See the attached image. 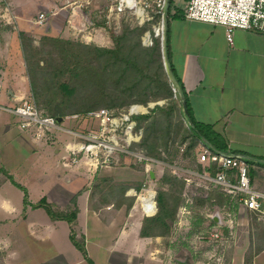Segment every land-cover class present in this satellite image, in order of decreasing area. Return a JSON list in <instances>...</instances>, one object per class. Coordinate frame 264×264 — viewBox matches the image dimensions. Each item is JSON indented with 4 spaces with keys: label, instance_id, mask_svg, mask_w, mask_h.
Here are the masks:
<instances>
[{
    "label": "crops",
    "instance_id": "0c3cea01",
    "mask_svg": "<svg viewBox=\"0 0 264 264\" xmlns=\"http://www.w3.org/2000/svg\"><path fill=\"white\" fill-rule=\"evenodd\" d=\"M7 1L18 23L5 19L7 24H0V104L7 107L20 104L32 89L19 32L38 29L31 21L40 10L49 14V32L104 45L112 41L108 27L122 15H113L110 22L99 15L109 0ZM4 2L0 0V6ZM185 5L186 0L173 2L168 41L171 63L183 81L193 115L225 138L229 152L264 158V32L236 29L230 42L225 26L186 18ZM19 120L12 111L0 108V168L8 172L0 171V264H91L89 259L94 264H164L169 255L173 264H179L171 253L177 252L174 233L186 225L189 235H201L191 233L194 220L188 204L180 206L170 235H142L145 216L154 215L158 207L146 214L141 198L154 196L157 205V183L169 169L186 179L184 197L191 203L196 194H190L188 186L204 185L206 180L199 174L211 165L201 160L202 148L198 167L158 161V170L146 168L151 178V169L158 175L150 180L144 168L134 178L116 170L120 168L110 161L91 166L67 158L64 168L57 158L61 149L47 140L50 130L38 136L36 128H22ZM64 144L70 152L74 143ZM20 168L23 176L17 178ZM8 174L27 188V205L24 190ZM250 178L254 188L264 191V163L250 162ZM42 197L59 210H77L73 223L32 205ZM214 206L204 211L205 217L219 211L221 221L207 227L208 237L190 239L191 245L185 244L188 251L208 254L217 247L222 264H264V220L227 194ZM72 229L87 254L73 242ZM209 231H218L221 240L210 243Z\"/></svg>",
    "mask_w": 264,
    "mask_h": 264
},
{
    "label": "trees",
    "instance_id": "16d2710c",
    "mask_svg": "<svg viewBox=\"0 0 264 264\" xmlns=\"http://www.w3.org/2000/svg\"><path fill=\"white\" fill-rule=\"evenodd\" d=\"M173 2L174 0H172V5ZM170 14L171 11L169 16ZM159 19L160 15L155 14L152 22ZM150 23L148 21L133 28L126 27L119 34L111 31L114 41L112 47L81 42L74 40L73 37L64 38L63 36L45 34L43 37L56 41L61 51L59 56L53 58V68L43 73L35 69V64H38L40 59L36 58L39 49L32 44L26 31L20 30L19 35L29 70L31 87L37 101L48 109L47 114L63 115L65 117L68 114V105H70L69 98L78 94V91L82 90L92 79H98L102 89L107 93H111L110 97L121 99V103L113 101V104H126L130 100L147 104L152 100L167 99L168 103L166 105L157 103L150 112L133 115L136 120V128H143V136L138 144L145 150L146 154L173 162V157L165 158L161 155V148L170 155H177L179 149L171 151L168 145L170 139L175 142L178 140L179 135H181L180 142H185L190 138L189 144L183 152L184 156L192 155L195 157V148L200 142L206 144L204 139H207L214 146V149L211 148L215 151H230L225 138L212 125L200 122L195 118L183 81L176 75L171 63L187 98L188 116L184 117L180 97L175 96L177 92L165 68L160 39L155 38L154 43L149 46L141 44V36L150 28ZM167 49L170 60L168 40ZM91 52H95L93 58L89 56ZM156 54L160 58L159 67L154 66L152 63ZM92 59H96L98 64L94 65ZM58 77L60 78L58 79ZM40 78L44 81L43 85L39 83ZM109 81L114 83L112 90H108ZM80 83L83 84L82 87ZM120 94L126 95L127 98H123ZM103 98L104 96H101L100 99ZM75 104L78 105L76 108L78 111H88L93 109L95 103L93 105L89 104L87 98L81 97L75 101ZM157 112H160L163 116H160ZM175 116H177V119H174ZM188 120H192L194 125L188 124ZM184 121L187 122L186 125ZM248 161L254 163V161ZM218 168L219 166L214 162L211 164L209 171L214 174ZM0 171L7 172L2 167ZM8 176L13 183L24 190V203L27 205L29 203L27 188L16 181L11 174H8ZM185 186L186 179L183 176L169 169L165 170L159 179L157 188L158 210L152 216H145L141 230L142 235H170L177 221L178 210L183 204H188L192 210L194 207L198 208H195L196 211L194 210L195 216L191 233L205 235L207 227L216 224L212 216L205 217L201 207L206 202L211 204H216L217 201L220 202L227 193L221 190L220 187L214 186L209 193L194 195L193 201L188 203L184 197ZM131 200L133 201V198L129 200L128 206L132 204ZM119 201L116 200V203H119ZM32 205L44 207L52 218H65L70 223H73L76 218L77 210H59L46 197H42ZM211 209H214V207H211ZM196 218L200 222L199 225L196 224ZM205 220L208 223L203 226ZM71 238L84 254H87L84 242L76 237L73 229ZM89 260L91 264H94L91 259Z\"/></svg>",
    "mask_w": 264,
    "mask_h": 264
},
{
    "label": "built area",
    "instance_id": "2783aa9c",
    "mask_svg": "<svg viewBox=\"0 0 264 264\" xmlns=\"http://www.w3.org/2000/svg\"><path fill=\"white\" fill-rule=\"evenodd\" d=\"M4 1L5 11L3 16L9 23L17 25V18L12 6L7 0ZM109 2L106 9L102 7L98 10L99 15L104 16L107 22H110L115 14L131 13L140 24H143L153 19L155 14H159V24L154 26V34L151 30H147L143 35V42L146 45H152L154 37H160L162 42L166 0H109ZM87 3L90 2L87 1ZM183 15L190 20H201L225 26L230 42H233L236 29H253L264 32V0H186ZM48 19L49 14L45 10H40L31 22L36 26H42L47 23ZM139 105L144 106L140 103H134L129 110L120 114H116L107 107L90 110L87 115L99 122L98 132L85 135L72 131L84 136L88 142L74 143L70 149L68 160L72 162L79 161L80 152L85 151L90 156L87 162L91 166H97L101 162L99 158L100 151L104 153L103 161H109L115 151H130L128 145L138 142L142 138V130H136V120L133 118L134 114L143 111ZM0 108L8 109L18 115L22 128H36L38 136L53 128H63L56 120V116L45 114L40 109L32 89L22 98L20 104L14 107L0 104ZM132 152L142 155L141 150ZM150 159L152 158L150 157ZM201 160L206 161L207 164L215 162L219 166L214 174L208 169L207 172L199 174L201 177L211 181L214 186L220 187L231 197L237 198L239 202L264 220V191L253 187L248 160L242 157L225 155L213 150L206 144L202 148ZM141 206L146 214H153L157 210L154 196H143ZM183 210L184 212H190L186 207ZM209 235L215 241L221 240L218 231H209ZM199 237L208 236L205 234ZM218 259L219 264H222L220 257Z\"/></svg>",
    "mask_w": 264,
    "mask_h": 264
},
{
    "label": "rangeland",
    "instance_id": "374dc122",
    "mask_svg": "<svg viewBox=\"0 0 264 264\" xmlns=\"http://www.w3.org/2000/svg\"><path fill=\"white\" fill-rule=\"evenodd\" d=\"M175 2H183V0H174ZM5 6V2L3 5L0 6V24H7V22L5 21V18L3 16V12L5 10H3ZM150 21V28L147 30H151L152 34H154V26L159 24V20L158 21H154L152 22ZM147 21V22H148ZM6 22V23H5ZM145 22V23H147ZM144 24V23H143ZM140 24L137 20V18L131 14V13H124L121 16H118L116 19H114V21L111 23V27H108L111 31H113L116 34L122 33L123 30L126 27H135V26H140L143 25ZM33 28H38L35 32L29 30L28 31V35L31 38V42L32 44L37 47L39 49V53L36 55V58H40L38 64H35L36 67L35 69L38 70L40 73H43L44 71H48L51 70L53 68V64H54V57L59 56L61 48L59 46V44L50 39V38H44L43 36H45V34L49 35V36H63L60 33H54V32H49L46 29V24L42 25V26H36L34 25ZM146 30V31H147ZM145 31V32H146ZM144 32V33H145ZM141 36V40H142V45L143 46H149L144 44L143 42V35ZM64 38H66L65 36H63ZM72 38V37H71ZM155 38H159L160 37H154ZM74 40H78L81 42H86L89 44H97L100 46H109L112 47L114 46V41L112 39L110 45H104L101 43H95L93 41H89V39H85L82 37H76ZM160 43H161V39H160ZM162 46V44H161ZM37 49V50H38ZM138 49V48H136ZM90 57H94L95 56V52H91ZM93 60V64L97 65L98 61L96 59H92ZM159 62H160V58L159 55L156 54L155 55V60L152 62L154 64V66L159 67ZM29 71V70H28ZM60 77H58L59 79ZM40 85H43L44 81L42 78H40ZM82 84V83H80ZM109 89L108 90H112V88H114V83L109 81ZM83 86V84L81 85V87ZM79 93L76 94L75 96H71L69 98V103L70 105H68V109L67 112L68 114L65 115L64 120L62 121L64 130L62 129H52L50 130V134H48L47 136V140L48 141H53L56 142L54 145L50 144V146H55L56 148H60L61 149V153L58 154L57 158L59 160V163L61 162V166H66L65 164V159L70 157V152L66 149H64V143H66L67 141H71L72 143H77V142H83L86 141L88 142V140L86 138H84V136L79 135L77 133H74L72 131H76V132H80L83 133L85 135H89V134H96L98 132L99 129V122L97 120H93L91 118H89V116L87 115V113L90 111H78L76 108L78 105L75 104V101L81 97H85L88 99L89 104H94V106L92 107L93 109L95 108H100V107H107L109 109H111L113 112H115L116 114H120L122 112H125L127 110H129L130 106L136 102H132L130 100L129 103L126 104H113V101H116L117 103H121V99H115L111 96V93H107V91H105L104 89H102V86L99 84L98 79H92L91 82H89L82 90L78 91ZM102 93V94H101ZM101 96H104L103 99H100ZM120 96H122L123 98H127L126 95L120 94ZM175 96H177V93L175 94ZM36 97V95H35ZM37 101V98H36ZM38 106L40 107V109L45 113L46 111H48V109L46 107H44L42 104H40L38 101ZM167 104L168 101L166 98H162L159 100H152L149 101L147 104H143L144 106V110L141 113H148L151 111V109L157 104ZM141 104V103H140ZM92 110V109H91ZM156 114V113H155ZM157 114H159L160 116H163L160 112H157ZM174 119H177V116L174 117ZM185 122V121H184ZM61 123V122H59ZM145 124V123H144ZM187 124V122H185V125ZM70 129V130H69ZM136 130H142V136H143V128H136ZM122 136V134H121ZM180 137L181 135H179L178 140L173 142V139L169 140V149L171 151H175L177 148L179 149V153L177 155H170L168 154L166 151H164V149L161 148L162 152L161 155L165 158H174L173 162H169L167 160H163L157 157H154L152 155H148L146 154L145 150L138 144L141 140H139L138 142H133L132 144L128 145V148L130 151H122V150H118L115 151L113 156L110 158V163L113 164L114 166H117L120 169H116L119 170L121 173H123L124 175L129 174L130 177H134L137 174H141V169L144 168L146 170V168H153L154 170H158V161H161L162 163L166 162V163H177V164H182L184 166H188V167H198L199 164V154L201 152V148H203V143H199L198 146L195 148V157H193L192 155H186L184 156L183 152L184 150L187 148L190 138H188L187 140H185V142H180ZM123 141V140H122ZM125 142V140H124ZM127 144V143H126ZM141 150L142 151V155L136 154L132 151H138ZM54 149H52V153ZM99 158H100V163H104L103 162V156L104 153L103 151H100L99 154ZM51 157H54V155H52ZM61 157V158H60ZM90 156L87 155V153L84 151L80 152L79 158L80 160H82L84 163L88 164L87 160ZM150 157L152 159H150ZM156 159V160H155ZM52 159L49 158V161H51ZM127 166V168L125 167V169H122L123 167L121 166ZM64 166V168H65ZM161 168V167H160ZM87 170V169H86ZM23 169H16V176L17 178H21L22 173H23ZM172 171V170H171ZM178 173H181L182 170L178 169L177 170ZM181 171V172H180ZM172 172L175 173V171L173 170ZM177 173V172H176ZM181 175V174H180ZM3 176V175H1ZM145 176H146V180H150L152 179L149 176V170L145 171ZM158 175H156L155 177H157ZM155 177L153 179H155ZM23 179V178H22ZM195 182V181H194ZM192 182V183H194ZM203 183V182H201ZM213 183H211V181L206 180L204 185H199L197 183L194 184H190L188 186L187 191L190 194H206L207 192L209 193L210 191H212V189L214 188V186L212 185ZM205 185H207V187H205ZM157 186H159V180L157 183ZM32 193L35 194L37 193V189L35 186L32 187ZM132 201V200H131ZM215 204H211L209 202H206L202 207L201 210L204 211H208V208L213 207ZM215 207V206H214ZM198 209L197 207H194L192 212V218L194 220V210L196 211V209ZM197 220V218H196ZM195 220V221H196ZM196 224H200V222H198V220L196 221ZM205 225V223L203 224V226ZM186 226V225H184ZM181 227L180 229H178V231L176 233H174L175 235V241H176V254H174L172 251V255H177V257H186L188 258V260L190 261V264H219V259H218V255H217V247H214L215 249L212 250L211 252L208 251V254H203L202 252H200L199 248H195V249H199V252H196V255H193L191 253V251H188L187 246L185 245L190 244L191 245V240L193 239H197L200 240L199 236H193V235H189L188 234V227ZM193 234V233H192ZM196 234V233H194ZM207 234V233H205ZM243 234V233H242ZM241 234V238L243 237ZM210 243H216V241L214 239H208ZM189 246V245H188ZM193 255V257H192ZM196 256V257H195ZM169 258H167L166 260H164V264H173V261L171 259L172 256H168ZM175 264V263H174ZM177 264V263H176Z\"/></svg>",
    "mask_w": 264,
    "mask_h": 264
},
{
    "label": "water",
    "instance_id": "95a60500",
    "mask_svg": "<svg viewBox=\"0 0 264 264\" xmlns=\"http://www.w3.org/2000/svg\"><path fill=\"white\" fill-rule=\"evenodd\" d=\"M171 4H172V0H166V4L164 7V15H163V36H162V42H161L162 53H163V59H164L166 71L168 73L170 81L172 82V84L174 86L175 91L177 92V95L180 97L181 104H182V111H183L184 117H186V116H188V105H187L186 94H185L183 88L181 87L180 82L177 79V77H176V75L172 69L171 62H170L169 56H168V49H167L168 19H169V12H170V8H171ZM56 120L58 122H62L64 120V116L63 115H57ZM188 124L194 125V122L192 120H188ZM204 142L214 149V146L207 139H204ZM219 152H221L225 155L242 157L246 160L264 163V158L254 156V155L246 153V152H229V151H219ZM150 175L153 178L155 177V172L153 169L150 170ZM213 218H214V220L220 222L221 221L220 213L218 211H216L213 214ZM177 261L179 262V264H190V261L188 260L187 256L183 257V258L177 257Z\"/></svg>",
    "mask_w": 264,
    "mask_h": 264
},
{
    "label": "bare ground",
    "instance_id": "6f19581e",
    "mask_svg": "<svg viewBox=\"0 0 264 264\" xmlns=\"http://www.w3.org/2000/svg\"><path fill=\"white\" fill-rule=\"evenodd\" d=\"M141 106V108L144 110L145 108L142 105H139V107Z\"/></svg>",
    "mask_w": 264,
    "mask_h": 264
}]
</instances>
